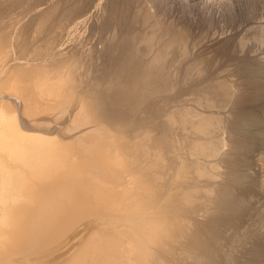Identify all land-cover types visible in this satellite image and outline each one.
Listing matches in <instances>:
<instances>
[{
  "label": "rangeland",
  "instance_id": "rangeland-1",
  "mask_svg": "<svg viewBox=\"0 0 264 264\" xmlns=\"http://www.w3.org/2000/svg\"><path fill=\"white\" fill-rule=\"evenodd\" d=\"M3 31L4 35L0 36H6L8 43L3 55L0 54L1 64L5 65L3 62L8 63L11 59V66L6 64V68L29 71L39 66L52 72L60 70L66 76L62 92L67 98L64 96L56 106L52 102L51 107L25 114L21 111L23 101L17 107V113L20 112L18 122L23 131L42 132L43 135L67 139L69 134L88 125H103L112 132L122 125L123 130L118 129L121 134L143 129L152 132L150 136L153 135V139L154 133L155 137L159 133L165 142L175 137L180 143L177 145L180 151L174 148L169 151L156 145L157 140H161L157 137V140L154 139L157 143L152 148L160 147L154 151L159 157L147 150L152 143L145 145L147 151L142 148L144 145L139 146L136 154L139 159L136 162L139 163L148 162V158L144 159L147 156L153 157L154 161L166 157L170 165H166L161 158L163 163L158 160L156 166L159 167L152 168L151 172L155 175L156 171L164 172L163 177L168 185L173 186L175 182L181 187L192 185L194 192L202 187L198 192L196 190V194L192 190L195 199L192 200L191 195L192 201H187L188 204L182 209L184 215L181 214L182 210L167 211L178 213L179 218H186L185 222L182 219L184 223L179 228L184 233L177 229L172 236L160 238L166 243L160 242L159 247H153L155 254H158L155 264H264V0H0V33ZM128 34H133L132 42L135 40L137 44L131 54V59L136 62L132 60V64L128 59L130 63L122 68H129L125 70V76L129 78L140 74L142 68L138 66L151 63L160 54L158 51L162 50L161 54H166L163 56L164 66L161 64L165 70L161 69L162 66L159 68L160 73L163 71L165 74L159 73L158 76H165L171 81L166 78L167 84L163 88L145 87L143 92H139L141 98L134 97L135 100H132L136 103L131 100V106L122 115L125 122L122 121L119 126L118 122L114 124L103 119H97L93 124L92 121L88 125L85 123L82 127L76 125L78 117H89L90 108L84 105L87 97L93 98L95 91L92 87L96 82L101 84L104 78L111 77L110 74L123 65L120 62V44H128L125 39ZM144 43H149V49ZM124 44L121 47H125ZM141 49L149 55L146 53L145 56ZM135 50L142 51L143 54L139 53L143 55L140 57L143 63L133 56ZM68 76H72V80ZM128 80L130 82L125 80L127 84L133 82ZM72 81L74 84L70 83ZM121 104L124 108L129 103ZM200 120L209 121L204 131L197 128L196 122ZM166 121L172 123L168 125ZM164 135L170 137L166 139L162 137ZM210 138H215L213 145L220 148L213 146L212 155L211 152L209 156L208 153L192 150L195 139L210 142ZM187 152H190L189 155ZM186 159L189 169L197 160L196 163H199L191 167V173L188 172L190 178L183 176L186 180L181 177L183 180L177 181L175 170L182 161L186 163ZM200 162L203 166H200ZM160 164L165 165L163 167L167 170L161 169ZM196 165L201 167L198 171L200 174L193 172L194 169L198 170ZM147 172L150 173L149 170ZM153 173L147 178L157 179L156 183H159ZM197 174V177L203 178H195V181L193 176ZM188 179L191 183L187 185L185 182ZM159 185L156 187L159 188ZM144 260V264L154 262L149 258Z\"/></svg>",
  "mask_w": 264,
  "mask_h": 264
},
{
  "label": "bare ground",
  "instance_id": "bare-ground-1",
  "mask_svg": "<svg viewBox=\"0 0 264 264\" xmlns=\"http://www.w3.org/2000/svg\"><path fill=\"white\" fill-rule=\"evenodd\" d=\"M3 33H5V31L0 34L4 35ZM147 34L145 36H147ZM2 35L0 36V54L5 51L8 43V38L6 41V36L3 38ZM126 37V44H128L125 45L124 42H122L125 47H121L122 43L120 44V62L121 64L123 63V65L118 67L117 72L112 75L110 74L111 77L108 76L104 78L101 84L100 82H96L95 87H92L95 91L93 98L87 97L84 105L90 108L89 117L87 119L78 117L75 121L76 125L78 124V126L80 125L82 127L85 123L88 125L92 121L93 124V121L103 119V121L105 120L114 124L118 122L119 126L124 120L122 116L123 112L132 104L131 100L134 97L141 98L138 96L140 95L139 92H143L145 87L161 89L164 84H167L165 83L167 77L165 78L164 76L163 79L158 76L161 69L163 71L165 70V67H163V56L166 54H161V48V51L157 50L160 54L156 56L154 61L152 60L151 63H146L143 67L138 66L142 68V70L140 69V74L137 75L136 73V75L134 74V76H132L131 72L128 71V74L130 73L129 75L132 77L128 76L129 78H127V75L125 76V73H127L125 70L127 71L129 68L123 70L122 68L127 65L129 62L128 59H131L132 49L137 45L134 43L135 40L132 42L133 34H128ZM146 38L147 37H145V39ZM147 44L144 43V45ZM165 44L167 45V43ZM165 44L164 46H166ZM147 47L149 49V45H147ZM147 47H144V49L148 51ZM141 50L139 52L143 54V50ZM139 52L136 50L135 52L133 51V56H137V61L143 59L140 58L143 57V55ZM143 52L144 55L147 53H145V50ZM150 52L151 50L149 53ZM0 58L2 59V57ZM4 58L6 59V57ZM151 59L153 58L151 57ZM132 60L133 62L135 61L131 59V63ZM141 61L142 63L144 62L143 60ZM3 63L5 65L10 64L11 66V59L10 62ZM162 63L163 66L161 65ZM139 64H141V62ZM5 65L1 64L0 61V264H144L146 262L144 259L146 258L153 259V264H155L158 257L156 255L158 254H155L153 247H159L158 245L161 244L160 242H162V244L166 243L163 242L164 240L161 241L162 239L160 240V238L172 236L173 231L179 229L185 222L184 219H186L184 216V219L179 218L176 212L173 214V209H175V211L182 210L186 203L188 204L189 200L192 201L195 199L192 190L194 194H196L195 192L197 190L196 189L194 192V189L191 188L192 185L190 187V185L187 184L189 183V179L185 183L190 188H186L188 186L184 184H182L184 187H181L178 182H175V184L171 186L164 180V172L156 171V175L151 172L152 168L155 167V169H157L156 167H159L156 165H158L157 162H159L158 160L162 157L154 161L153 157L149 158L147 156L144 157V159H150H147L148 162H136V160H139L138 156L136 157L138 148H140L139 146L144 145L142 148L145 150V145L152 143L151 146H149L152 148V145L156 142L154 139L157 137L161 139L159 133L157 137H155L156 135L154 133L153 139V135L152 137L150 136L152 132L148 133L146 130L140 129L139 127L140 130L136 129L137 131L128 132V134L125 131V134H121L122 125L121 127L119 126V128H114V131H117L116 133L110 131L103 125H96L97 127L90 125L91 127H95L92 129L88 127L89 125L82 129L74 125L77 129L80 128L81 130H78L72 135L69 134L67 139L57 136L53 137L52 135V137L50 135H43L42 132H25L19 126L18 114L20 112L17 113V107L19 108L23 101V108L21 111L25 114L27 111L51 107L52 102L55 103L56 106L65 96L62 89L66 84V76L57 69V72H52L47 70V68L36 66L33 70L28 71L23 68L9 69L8 67L6 68ZM159 67H161V69ZM50 69H52V66ZM53 69L55 70V68ZM163 71L161 73H163ZM163 74H165V72ZM68 78L70 77L68 76ZM128 79L133 80V82L131 81V84H127L125 80L130 82ZM70 83L74 84L73 81ZM70 83L67 82V86H69ZM63 91L65 92L66 90ZM70 93H72V91ZM65 97L67 98V96ZM134 100L132 101L136 103ZM116 101H118V103H116ZM120 101L123 105L126 103L129 104L123 108L121 107L122 104ZM137 102L140 103V101ZM65 105H67V103ZM131 109L132 107L129 110ZM129 113H132V111ZM172 117H177V115ZM83 121L84 123L81 124ZM120 121L121 123H119ZM172 121L170 123H172ZM180 122L183 124L182 121ZM180 122H178V124ZM170 123H168V125ZM208 123L209 121L205 120L196 122L198 130L204 131ZM126 125L128 126V124ZM171 126L170 128H172ZM113 127H115V125ZM118 129H120V131ZM155 130L153 131L156 132ZM174 134L173 132V135ZM165 135L162 137H165ZM64 136L66 135H63V137ZM173 138H169L170 140H167L169 142H165L162 140L163 138L159 141L156 139L158 142L156 145H160L162 148L165 147L169 151L170 148L171 150L174 148L176 151L180 143L178 144L176 138ZM177 138L179 139V137ZM206 139H209V137ZM206 139H195L193 141L192 150L202 154H209L211 152L212 155L213 146L216 143L215 138H210V142L205 141ZM185 143L188 144V142ZM171 145L173 147H171ZM191 146L192 145H190V148ZM209 147H212V149ZM214 147L217 148L218 145ZM154 148H156V146ZM158 148L160 147L156 149ZM149 149L147 150L150 152L153 151L152 155H157L154 153L156 149ZM218 149L220 148L218 147ZM184 150H186V148ZM141 151L139 152L141 153ZM178 151H180V149H178ZM189 151L191 152V150ZM174 153L177 155V152ZM189 153L187 152L188 155ZM146 155L147 153H145V156ZM148 155L151 156L149 152ZM157 157H159V155H157ZM180 157L183 156L181 155ZM165 158H162L166 161L165 164L170 165V163L167 164L169 161ZM169 158L170 157H168V159ZM191 160H193V156ZM160 161L159 163H163V160ZM196 162H194V164L199 163ZM200 163V166H203L202 162ZM194 164L192 165L195 166ZM179 165L180 167H178ZM188 165L187 159L186 163L184 160L181 164H178L175 170L176 173H172L173 175L175 173L174 176L177 181L183 176L187 177L190 169L194 168L191 166L193 168L190 167L189 169ZM163 166L165 167V165ZM164 167L161 169H165ZM197 167L196 165L195 168ZM199 167L197 168L198 170L194 169L193 172L200 174L198 171L201 167ZM148 170L150 172L149 174L147 172ZM171 170L169 171L172 172ZM202 171H204L203 168ZM207 172L209 173V171ZM152 173L160 181V185L157 182L159 188L156 187L158 185H154L157 184L156 178V181L151 178L149 179V177L147 178V176ZM198 174L193 176L194 180L195 178H203L197 177ZM168 178H166V180ZM183 178L181 180H183ZM170 179L172 178L170 177ZM152 180L153 182H151ZM184 180L186 179L184 178ZM179 182L181 183V181ZM198 183L200 184V182ZM152 184L153 187H151ZM201 185L203 186L202 183ZM194 186L196 185L194 184ZM166 189L167 193L165 195ZM200 189L198 188V190ZM196 201H198V199ZM154 206L156 207L152 210L151 208ZM171 209L172 213H167V211ZM181 212L180 213L184 215L183 210ZM179 233L177 232V234ZM180 235L177 236L179 237ZM184 236H186V233ZM181 237L183 238V236ZM165 246L167 245L165 244ZM165 246H163V248H165Z\"/></svg>",
  "mask_w": 264,
  "mask_h": 264
}]
</instances>
